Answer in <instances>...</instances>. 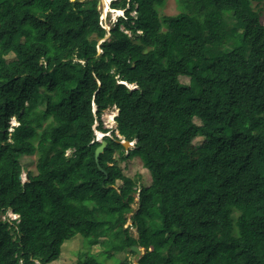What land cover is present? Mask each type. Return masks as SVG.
Returning <instances> with one entry per match:
<instances>
[{
  "label": "trees",
  "instance_id": "trees-1",
  "mask_svg": "<svg viewBox=\"0 0 264 264\" xmlns=\"http://www.w3.org/2000/svg\"><path fill=\"white\" fill-rule=\"evenodd\" d=\"M99 1L0 0V264H53L77 234L101 246L77 264H134L133 245L138 264H264V24L245 6L264 0H121L109 31ZM136 157L139 188L117 161Z\"/></svg>",
  "mask_w": 264,
  "mask_h": 264
},
{
  "label": "rangeland",
  "instance_id": "rangeland-1",
  "mask_svg": "<svg viewBox=\"0 0 264 264\" xmlns=\"http://www.w3.org/2000/svg\"><path fill=\"white\" fill-rule=\"evenodd\" d=\"M115 1H118L120 3L121 0H100L99 1V7L101 8V12H102L101 13L102 21L104 25L106 26V28L108 29V31L110 30V26H112L111 24L113 22H116L120 16L122 15L124 16L126 8L128 7L127 3H125L124 5L120 3L119 6H114L113 2ZM245 6L252 17L254 24H257V23L264 24V2L261 5H258V4L254 5V4H249L247 1L245 2ZM160 12L161 14H167V15L177 14L179 12L178 1L177 0H164L163 5L160 6ZM132 14H135V11H133ZM12 57L13 55L10 56V58ZM183 80L185 82H188L189 78H184ZM129 86H131L132 88L134 87L133 84H129ZM115 113H117L115 107H111L104 112L102 118L105 121V127H108V128L116 127V122L114 123L108 122L109 121L108 116L111 114H115ZM62 115H64V113L60 112L59 116H62ZM12 122H13V125L18 124L15 118H13ZM196 122L200 123L198 119H196ZM100 133L101 132H99V134ZM184 150L185 152L189 153L192 156L197 155V149L191 145L185 146ZM24 160L26 163H25V169L22 172V179L26 181L29 178H34L36 176L37 156L36 155L25 156ZM117 161H118V165H120L123 168L127 176L137 180L138 188L140 187V184L148 185L151 183V180H152L151 175L149 171L144 167L143 162L139 157L133 158L131 160L128 159V160H117ZM120 184H122L121 181L119 182V185ZM138 192L139 190H137V192L135 193V202L133 203L134 210H136L139 207ZM132 213L133 212L130 213V217ZM8 215L12 218L17 217L15 215H12L11 211H9ZM105 224L106 222L100 223L97 227L99 235L101 236L106 233V227H104ZM125 225L130 228V230L132 231L133 235L136 238L139 237L138 229L136 226L132 225L131 218L128 219V222ZM88 239H89L88 237L87 238L82 237L80 234H77L74 238L67 240L62 246L61 256L59 257V259L54 261L53 264H77L79 260L81 259L82 254L85 252L84 247L88 249V253L90 255L99 253L101 251V246L99 244L97 245L89 244ZM142 250H143V253H145L146 247L142 246ZM126 255H128L131 263L137 264L138 259L136 257V254H132L130 252H121L117 254L119 258H124ZM107 261L108 263H113L114 259H108Z\"/></svg>",
  "mask_w": 264,
  "mask_h": 264
},
{
  "label": "water",
  "instance_id": "water-1",
  "mask_svg": "<svg viewBox=\"0 0 264 264\" xmlns=\"http://www.w3.org/2000/svg\"><path fill=\"white\" fill-rule=\"evenodd\" d=\"M117 113L113 114V121L115 122V119L118 115V112H119V109L116 110ZM97 133V140H99L101 143L100 145L96 148V151H95V160H96V163L98 165V168L101 170V171H104L103 167L100 165V156L101 154L105 151L106 147L108 146V141L106 139H104L103 137L106 136V135H110V133H102V135H99V131H96ZM121 138V137H120ZM124 147L125 149H129L131 146H133L134 143L128 141V140H120L119 141ZM136 142V141H135ZM131 250H133L136 254V257L137 259L139 260L141 258V256L144 254L143 253V250H141V247L137 246V245H133L131 246L130 248ZM137 264H138V261H137Z\"/></svg>",
  "mask_w": 264,
  "mask_h": 264
},
{
  "label": "bare ground",
  "instance_id": "bare-ground-1",
  "mask_svg": "<svg viewBox=\"0 0 264 264\" xmlns=\"http://www.w3.org/2000/svg\"><path fill=\"white\" fill-rule=\"evenodd\" d=\"M108 120H109L108 122L114 123V121H113V114H111V115L108 116ZM99 135H102V133H100ZM141 250H142V247H141Z\"/></svg>",
  "mask_w": 264,
  "mask_h": 264
},
{
  "label": "clouds",
  "instance_id": "clouds-1",
  "mask_svg": "<svg viewBox=\"0 0 264 264\" xmlns=\"http://www.w3.org/2000/svg\"><path fill=\"white\" fill-rule=\"evenodd\" d=\"M123 16V15H122ZM106 27V26H105ZM117 110V109H116ZM100 132V131H99ZM102 133V132H101ZM131 142V141H130ZM132 143H135V141L134 142H132ZM134 145V144H133ZM131 147H133V146H131ZM12 215H15V214H13V213H11ZM15 216H17V215H15Z\"/></svg>",
  "mask_w": 264,
  "mask_h": 264
}]
</instances>
